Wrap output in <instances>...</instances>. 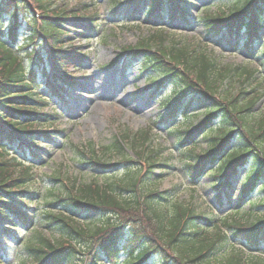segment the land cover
<instances>
[{
  "label": "trees",
  "instance_id": "1",
  "mask_svg": "<svg viewBox=\"0 0 264 264\" xmlns=\"http://www.w3.org/2000/svg\"><path fill=\"white\" fill-rule=\"evenodd\" d=\"M54 1L0 0V222L8 225L5 234L16 237L15 264H153L155 258L157 264H264V115L254 118L264 91L256 87L232 96L224 90L231 71L201 46H179L166 28L126 51L139 61L144 74L155 71L176 84L171 96L160 101L166 109L159 118L162 125L173 123L180 114L196 119V110L188 116L192 106H206L195 129L176 125L173 130L182 137L181 147H188L182 155L185 176L197 184L211 174L216 212L199 213L175 194L157 190L152 182L156 162H149V157L145 169L134 166L119 140L104 150L121 158L129 170L113 183L75 179L70 185V180L58 177L50 179L59 186L53 192L43 188L34 168L26 167L41 161L34 154L36 144L54 142L48 132L32 130L53 123L57 116L39 108L47 103L35 93L38 74L48 79L51 65L56 84L68 88L71 78L65 72L86 59L78 48L65 47L68 28L78 27L73 19L88 17L86 33H100L97 15L91 14L96 7L92 1L81 2L75 12L53 9ZM141 2L153 24L162 20L164 6L170 22L187 21L184 0H131L137 8ZM230 2L227 13L203 16L208 35L217 39L228 33L232 49L240 45L248 56H259L264 66V0ZM110 5L112 18L122 19L121 3L112 0ZM36 11L40 19L35 18ZM24 24L28 30L20 42ZM42 39L48 40L45 53ZM240 78L244 86L255 80V72L243 68ZM47 79L48 87L56 91ZM201 133L208 146L198 152L195 141ZM11 146L14 156L7 149ZM72 149L81 165L97 173L115 174L118 169L103 161L91 144ZM232 191L237 195L231 197ZM41 201L46 205L43 210L37 207ZM219 213L228 215L223 218ZM121 252L126 254L124 261Z\"/></svg>",
  "mask_w": 264,
  "mask_h": 264
},
{
  "label": "rangeland",
  "instance_id": "2",
  "mask_svg": "<svg viewBox=\"0 0 264 264\" xmlns=\"http://www.w3.org/2000/svg\"><path fill=\"white\" fill-rule=\"evenodd\" d=\"M111 1L95 0L96 7L91 12L98 14L101 26L102 37L98 41L97 39L87 41L85 38L87 31L82 27L90 22L87 17L81 16L76 19L78 28L75 30L68 28L70 36L64 40L80 47L81 53L89 56L83 64L76 63L67 70L69 75L76 79L79 87L67 93L66 101L57 104V100L53 99L48 107L40 106L43 112H56L58 116L52 121L54 123L48 125L42 123L32 127V130L36 131H50L49 136L54 138L53 143H41L35 149V153L40 155L42 152L48 153V157L43 156L41 161L43 163L34 166V173L38 175L37 179L43 188L52 191H56L59 186L58 183L50 182V179L58 177L65 179L64 181L70 180V185L75 179L86 183L98 179L100 184L121 180L120 178L123 179L129 170L127 165H122L121 158L111 156L104 150L110 147L114 140H119L126 154L135 161L140 162L133 153L144 162L150 157L149 162L158 164L153 170L155 176L152 181L157 184V190L170 191L177 196L179 202L190 205L199 213L210 215L216 212L213 204L214 193L209 186L212 176L207 173L208 175L198 186L191 185L192 183L184 175L182 163L183 152L186 153L188 147H181L182 137L175 130L173 131L176 125L180 129H195L197 123L204 117L203 110L206 106L198 107L197 104L192 106L188 116L196 110L194 113L196 119L190 117L186 119L180 114L173 123L159 125V118L165 113V109L159 106V100L170 97L176 89V84L165 83V79L156 74L150 76L142 74L138 61L115 63L123 50L148 40L157 31L151 29L152 19L144 17L145 14L141 13V9L134 11L133 4L129 3L130 0H116L126 5L122 7L125 16L120 20L111 18L112 5L109 4ZM189 1L190 3L186 5L188 22L176 20L173 24L167 23L170 26L168 34L181 43L179 46L189 45L192 49L201 46L221 67H225L227 72L230 70L231 74L224 83V90L232 96L241 94L242 90L250 92L256 87L264 91V66L261 65L262 60L259 56L252 58L246 54L245 49L233 50L229 46L231 39L228 33L222 34L217 39L211 38L202 22L204 15L227 13L229 10L226 6H229L232 0ZM81 2L89 1L56 0L52 2V6L54 9L75 12ZM8 22V19L4 21L7 27ZM161 25H164V21ZM27 30L28 27L24 24L21 35ZM20 39L22 42L23 37ZM44 46L42 45L45 50ZM243 68L255 72V80L245 83L244 86L243 79L240 78ZM44 83V80L40 82L41 85ZM159 84L163 85L162 89H159L161 87L158 86ZM159 90L155 98L154 95ZM37 95L40 99L42 95L48 96V92L39 90ZM185 102L186 100L183 105ZM254 113V118L264 115V97L258 102ZM57 130L61 133L58 134ZM206 139L203 133L197 136L195 143L198 152L207 148ZM90 144L98 151L103 161L110 163L109 165H118L115 174L102 175L88 166L81 165L82 161L75 157L72 147L86 149ZM10 150L13 151V147ZM236 195V191L230 192L231 197ZM233 202L235 203L236 199ZM39 206H42L40 210L46 207L43 201L37 207ZM219 214L224 218L227 213ZM2 228L3 226L0 225V234ZM221 228L224 229L223 226ZM39 230H42L46 237H50L47 231ZM11 241L10 237L7 240L0 239L2 264L13 260V253L4 249ZM123 259H126L125 255L122 256ZM152 263L157 264V258Z\"/></svg>",
  "mask_w": 264,
  "mask_h": 264
}]
</instances>
